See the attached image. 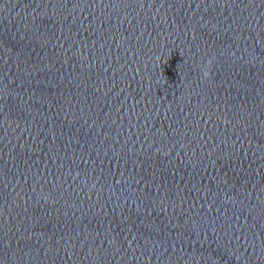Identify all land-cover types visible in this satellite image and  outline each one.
<instances>
[{
	"label": "water",
	"instance_id": "water-1",
	"mask_svg": "<svg viewBox=\"0 0 264 264\" xmlns=\"http://www.w3.org/2000/svg\"><path fill=\"white\" fill-rule=\"evenodd\" d=\"M0 264H264V0H0Z\"/></svg>",
	"mask_w": 264,
	"mask_h": 264
},
{
	"label": "clouds",
	"instance_id": "clouds-1",
	"mask_svg": "<svg viewBox=\"0 0 264 264\" xmlns=\"http://www.w3.org/2000/svg\"><path fill=\"white\" fill-rule=\"evenodd\" d=\"M211 64H212V59L207 60V61L205 62V64H204L202 70H201V75H202V78H203L204 80L209 79Z\"/></svg>",
	"mask_w": 264,
	"mask_h": 264
}]
</instances>
